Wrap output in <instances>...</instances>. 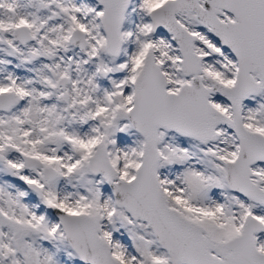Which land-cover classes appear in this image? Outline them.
Listing matches in <instances>:
<instances>
[{
	"label": "snow or ice",
	"instance_id": "6c2138e0",
	"mask_svg": "<svg viewBox=\"0 0 264 264\" xmlns=\"http://www.w3.org/2000/svg\"><path fill=\"white\" fill-rule=\"evenodd\" d=\"M0 264H264V0H0Z\"/></svg>",
	"mask_w": 264,
	"mask_h": 264
}]
</instances>
